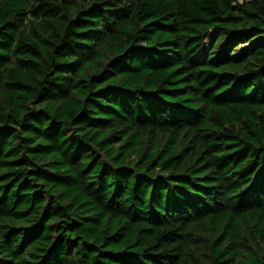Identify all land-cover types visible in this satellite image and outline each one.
<instances>
[{"label": "trees", "instance_id": "16d2710c", "mask_svg": "<svg viewBox=\"0 0 264 264\" xmlns=\"http://www.w3.org/2000/svg\"><path fill=\"white\" fill-rule=\"evenodd\" d=\"M0 264H264V0H0Z\"/></svg>", "mask_w": 264, "mask_h": 264}, {"label": "rangeland", "instance_id": "374dc122", "mask_svg": "<svg viewBox=\"0 0 264 264\" xmlns=\"http://www.w3.org/2000/svg\"><path fill=\"white\" fill-rule=\"evenodd\" d=\"M211 39H212V38H211V37H209V38H208V41H210Z\"/></svg>", "mask_w": 264, "mask_h": 264}]
</instances>
